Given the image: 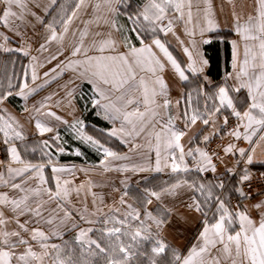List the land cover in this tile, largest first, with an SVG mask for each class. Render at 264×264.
I'll list each match as a JSON object with an SVG mask.
<instances>
[{
  "label": "crops",
  "instance_id": "0c3cea01",
  "mask_svg": "<svg viewBox=\"0 0 264 264\" xmlns=\"http://www.w3.org/2000/svg\"><path fill=\"white\" fill-rule=\"evenodd\" d=\"M144 4L0 0V264H117L127 221L155 245L129 264H264V194L232 212L246 175L205 155L230 121L264 171V0Z\"/></svg>",
  "mask_w": 264,
  "mask_h": 264
},
{
  "label": "built area",
  "instance_id": "2783aa9c",
  "mask_svg": "<svg viewBox=\"0 0 264 264\" xmlns=\"http://www.w3.org/2000/svg\"><path fill=\"white\" fill-rule=\"evenodd\" d=\"M145 3L151 0H144ZM144 3L140 10L143 11ZM165 23L161 24L164 27ZM167 30L165 29V32ZM239 127L233 122H225L223 129L219 136L214 139L207 147L205 155L208 156L211 164V170L223 171L227 167L233 168L235 173L244 172L246 177L240 183V190L242 197L231 202L232 212H239L245 203L250 200L263 195L261 190H264V171L252 169L251 163L247 158L248 145L237 139ZM228 141H231L230 150H227ZM5 168V157L3 148L0 145V179L3 177ZM261 194V195H260Z\"/></svg>",
  "mask_w": 264,
  "mask_h": 264
},
{
  "label": "rangeland",
  "instance_id": "374dc122",
  "mask_svg": "<svg viewBox=\"0 0 264 264\" xmlns=\"http://www.w3.org/2000/svg\"><path fill=\"white\" fill-rule=\"evenodd\" d=\"M135 3L137 4L138 11L142 13L143 11L140 10V7L144 3V0H135ZM72 137L75 138L74 135ZM91 137L97 140L96 135L91 136ZM101 140L104 142L103 139ZM89 145L97 149L96 144L92 140L89 141ZM90 150L96 155L95 150H93L92 148ZM261 192L263 194L264 190H261ZM111 231H113L114 233L120 234V235H124V238H121V241L119 240V241L102 242V245L106 249L112 252L113 251L116 252V254L112 255V260H115L117 264H129L125 260L118 257V254H120V251L126 250V251H133V252L135 251L146 252V251H151L152 249H155L154 243L150 240L151 239L150 231L137 222L127 221V223L124 222V224H119L118 222H116L114 225H111L110 227L106 228V232H111ZM149 260L155 261V259L153 258H150ZM92 261L94 264H107L108 263L107 260L100 261L97 257L93 258Z\"/></svg>",
  "mask_w": 264,
  "mask_h": 264
},
{
  "label": "trees",
  "instance_id": "16d2710c",
  "mask_svg": "<svg viewBox=\"0 0 264 264\" xmlns=\"http://www.w3.org/2000/svg\"><path fill=\"white\" fill-rule=\"evenodd\" d=\"M204 55L209 63L207 75L215 81H220L223 77V68L225 71L229 68L230 50L228 44L223 43L221 45L216 42L210 43L204 47ZM89 116L88 114L85 115L86 121H90L97 125L98 121L90 119ZM85 155H87L86 152ZM61 161L77 163L81 162V159L62 157Z\"/></svg>",
  "mask_w": 264,
  "mask_h": 264
}]
</instances>
